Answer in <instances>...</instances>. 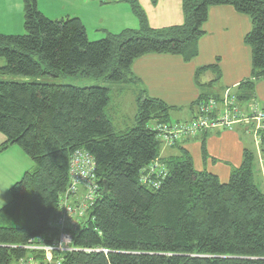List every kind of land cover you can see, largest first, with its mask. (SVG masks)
Masks as SVG:
<instances>
[{
	"label": "trees",
	"instance_id": "16d2710c",
	"mask_svg": "<svg viewBox=\"0 0 264 264\" xmlns=\"http://www.w3.org/2000/svg\"><path fill=\"white\" fill-rule=\"evenodd\" d=\"M128 2L140 29L99 41L89 40L77 18L44 16L38 0H23L24 35L0 34V59L5 60L0 76L36 80H0V134L5 139L0 155L19 147L34 163L0 208V264H26L30 258L47 264L43 253L27 247L50 245L60 233L70 235L77 249L63 255L62 264H264V190L256 181L254 153L246 151L242 165L222 183L215 174L195 169L190 153L179 147L185 139L171 146L179 149L178 155L161 158L166 143L158 127L174 123L176 108L141 91L133 127L117 131L107 114L113 86L139 85L132 73L137 59H195L209 8L215 6L231 7L252 20L245 38L252 51L251 78L236 91L228 90L242 107L255 100L256 84L264 79V0H183L184 23L160 30L150 28L138 0ZM207 73L214 75L210 85L217 84L218 62L196 71L201 88ZM60 76L103 80L110 86L37 81ZM224 93H203L193 104L196 114L202 102L221 100ZM259 138L263 147L264 133ZM78 151L95 162L98 196L61 232L53 224L64 202L68 199L77 211L84 203L83 188L78 196L69 193L71 160ZM203 152L206 156L205 148ZM157 164L162 175L158 169L152 172Z\"/></svg>",
	"mask_w": 264,
	"mask_h": 264
},
{
	"label": "crops",
	"instance_id": "0c3cea01",
	"mask_svg": "<svg viewBox=\"0 0 264 264\" xmlns=\"http://www.w3.org/2000/svg\"><path fill=\"white\" fill-rule=\"evenodd\" d=\"M148 25L154 30L180 26L184 23L183 0H138ZM39 11L49 19L65 20L77 18L86 28L89 40H102L108 35H117L126 30L137 31L140 23L128 0L101 2L98 0H38ZM252 30L249 16L236 12L228 6L209 8L208 20L204 25L205 35L199 40V54L186 63L181 57L168 55H148L137 59L132 66L133 75L140 80L139 85L126 86L136 99L145 92L149 98L158 99L183 113L172 121H190L196 114L193 104L203 93L221 96L225 90L236 91L238 86L251 78L252 51L245 43ZM24 5L22 0L0 1V34L21 35L24 33ZM221 69V79L215 85L212 73L201 78L204 88L198 86L195 73L198 69L217 63ZM255 100L264 107V79L256 84ZM112 107V105L110 106ZM112 119V118H111ZM113 122V120H112ZM257 138L238 126L234 131H210L195 138L185 139L179 147L192 156L198 171H208L218 176L222 183H228L233 170L238 169L246 151L257 157V183L264 190V146ZM0 135V145L4 142ZM205 148L207 155H204ZM179 149L162 145L161 158L176 156ZM15 148L0 155L4 159L20 163L26 161ZM19 174V172H18ZM4 197L0 198L2 204Z\"/></svg>",
	"mask_w": 264,
	"mask_h": 264
},
{
	"label": "built area",
	"instance_id": "2783aa9c",
	"mask_svg": "<svg viewBox=\"0 0 264 264\" xmlns=\"http://www.w3.org/2000/svg\"><path fill=\"white\" fill-rule=\"evenodd\" d=\"M101 2H111L114 0H98ZM237 126H244L250 129L258 140L261 133H264V107L255 100L250 101L245 107H242L237 98L230 90H226L221 100L208 99L198 106L196 116L187 122H174L158 127L162 140L169 146H174L186 138H195L201 133L215 130L233 131ZM161 166V165H160ZM160 166L157 164L152 168V172L162 175ZM95 167L93 158L84 151L75 153L70 165L69 193L72 196H78L81 188H83L84 203L81 205L80 211H77L67 201L63 204V213L54 221V226L60 228L61 232L65 230L69 221L74 224L76 217L84 214V211L91 206L96 200L97 184L92 172ZM159 182L153 184L154 188H159ZM86 202H90L86 204ZM50 245H30L27 249L37 251L45 255L47 264H62L65 254L76 252L73 246V238L66 234L60 233V236L53 240ZM26 264H38V262L30 258Z\"/></svg>",
	"mask_w": 264,
	"mask_h": 264
},
{
	"label": "rangeland",
	"instance_id": "374dc122",
	"mask_svg": "<svg viewBox=\"0 0 264 264\" xmlns=\"http://www.w3.org/2000/svg\"><path fill=\"white\" fill-rule=\"evenodd\" d=\"M2 3L6 2V0H0ZM8 1V0H7ZM23 2V0H22ZM53 20V19H51ZM25 31L23 34L24 35ZM91 41H99L94 40L91 38ZM5 65V60L0 59V68ZM0 80H7V81H15V82H34L36 80L31 78H24V77H12V76H0ZM41 83H48V84H56V85H72L78 88H89V87H107L110 86L107 82L103 80H96V79H88L83 77H70V76H60L57 78L52 77H43L40 80H37ZM111 92V100H112V107L108 109L107 114L112 118L114 127L117 131H124L129 127H133L135 125V116L137 114L136 104H135V96L130 90H135V88L130 89L126 86L115 87L113 86ZM183 113L179 111H174L171 114V118H181ZM177 122V121H172ZM245 128L244 126H240ZM234 131V130H233ZM1 135V134H0ZM2 136V135H1ZM15 150H18L23 154V157L26 161H22L21 163L18 157L14 158V160H7L4 159V164L0 163V198L4 197L3 195L7 196L5 198V202L2 204L0 201V208L5 206L10 201V188L20 181L22 176L28 172L33 170L34 163L31 161L29 157H27L19 147H13ZM22 155L21 158L23 159ZM24 160V159H23ZM19 172V174H18ZM257 179V177H256Z\"/></svg>",
	"mask_w": 264,
	"mask_h": 264
}]
</instances>
